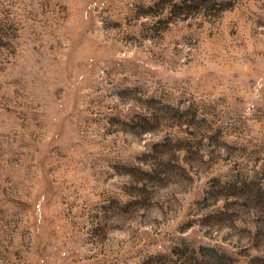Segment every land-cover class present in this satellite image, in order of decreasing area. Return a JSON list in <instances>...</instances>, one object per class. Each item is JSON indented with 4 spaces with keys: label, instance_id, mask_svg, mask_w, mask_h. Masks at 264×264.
<instances>
[{
    "label": "rangeland",
    "instance_id": "374dc122",
    "mask_svg": "<svg viewBox=\"0 0 264 264\" xmlns=\"http://www.w3.org/2000/svg\"><path fill=\"white\" fill-rule=\"evenodd\" d=\"M0 264H264V0H0Z\"/></svg>",
    "mask_w": 264,
    "mask_h": 264
}]
</instances>
